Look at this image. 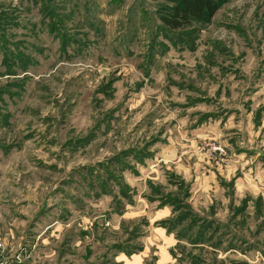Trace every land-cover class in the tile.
Listing matches in <instances>:
<instances>
[{"label":"rangeland","instance_id":"374dc122","mask_svg":"<svg viewBox=\"0 0 264 264\" xmlns=\"http://www.w3.org/2000/svg\"><path fill=\"white\" fill-rule=\"evenodd\" d=\"M183 2L0 0V264H264V0Z\"/></svg>","mask_w":264,"mask_h":264},{"label":"trees","instance_id":"16d2710c","mask_svg":"<svg viewBox=\"0 0 264 264\" xmlns=\"http://www.w3.org/2000/svg\"><path fill=\"white\" fill-rule=\"evenodd\" d=\"M183 3L175 10L173 18L165 20L173 28L186 24L191 19L211 17L217 8L216 0H184Z\"/></svg>","mask_w":264,"mask_h":264},{"label":"crops","instance_id":"0c3cea01","mask_svg":"<svg viewBox=\"0 0 264 264\" xmlns=\"http://www.w3.org/2000/svg\"><path fill=\"white\" fill-rule=\"evenodd\" d=\"M263 118H264V114L261 115L260 123H259L257 126H254L255 129H256V128H257V129H262V127L264 126V125H263V124H264V119H263ZM237 119H239V118H237ZM230 124H231V123H230V120H229V124H227V125H228V126H227L228 128H229V127H231V128L233 127V124H231V125H230ZM254 124H255V123H254ZM237 127H239V126H237Z\"/></svg>","mask_w":264,"mask_h":264}]
</instances>
